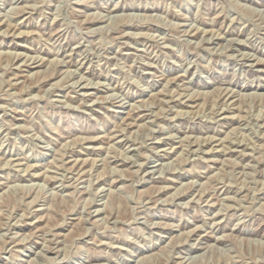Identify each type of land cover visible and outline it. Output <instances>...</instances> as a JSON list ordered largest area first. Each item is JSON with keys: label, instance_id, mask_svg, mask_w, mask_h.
<instances>
[{"label": "rangeland", "instance_id": "obj_1", "mask_svg": "<svg viewBox=\"0 0 264 264\" xmlns=\"http://www.w3.org/2000/svg\"><path fill=\"white\" fill-rule=\"evenodd\" d=\"M0 264H264V0H0Z\"/></svg>", "mask_w": 264, "mask_h": 264}, {"label": "bare ground", "instance_id": "obj_2", "mask_svg": "<svg viewBox=\"0 0 264 264\" xmlns=\"http://www.w3.org/2000/svg\"><path fill=\"white\" fill-rule=\"evenodd\" d=\"M38 57V56H37Z\"/></svg>", "mask_w": 264, "mask_h": 264}]
</instances>
